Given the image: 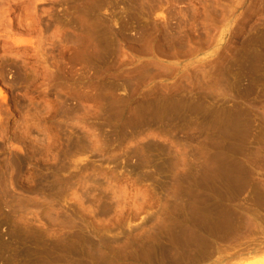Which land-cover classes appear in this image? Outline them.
I'll return each instance as SVG.
<instances>
[{"label": "rangeland", "instance_id": "1", "mask_svg": "<svg viewBox=\"0 0 264 264\" xmlns=\"http://www.w3.org/2000/svg\"><path fill=\"white\" fill-rule=\"evenodd\" d=\"M261 240L264 0H0V264H264Z\"/></svg>", "mask_w": 264, "mask_h": 264}, {"label": "bare ground", "instance_id": "2", "mask_svg": "<svg viewBox=\"0 0 264 264\" xmlns=\"http://www.w3.org/2000/svg\"><path fill=\"white\" fill-rule=\"evenodd\" d=\"M29 1H31V0H29ZM32 1H34V0H32ZM12 25H13V23H12ZM48 50V49H47ZM215 117H217V116H215ZM215 117H213L214 119H216ZM215 121H217V119L216 120H214V123H212L213 124V127L214 128H216V124H215ZM219 121V120H218ZM220 123H218L219 124V126L218 127H220L221 125H222V122L221 121H219ZM224 123V122H223ZM215 124V125H214ZM225 125V126H224ZM233 125L235 126L236 124L234 123V122H226V123H224L223 124V126L224 127H222V133L224 134H222L221 133V131H220V134H222V137H221V139H223V136H227L226 138L228 139L229 137H228V135L229 136H231L232 137V139L234 140V134H235V130L232 128L233 127ZM221 127H220V129H221ZM226 127V128H225ZM236 127H237V125H236ZM223 128H225V130L223 131ZM238 128V127H237ZM236 128V129H237ZM215 130H218V129H214V132H215ZM235 132H234V131ZM238 130H239V128H238ZM240 130H241V128H240ZM219 131H217V132H219ZM217 132H215L216 134H217ZM243 133V131L241 130L240 131V133ZM238 133V132H237ZM214 134V133H213ZM220 134H219V136H217V137H220ZM215 135V134H214ZM242 135H244V134H242ZM216 136V135H215ZM236 136V135H235ZM237 137V136H236ZM243 137V136H242ZM244 138V137H243ZM242 138V139H243ZM231 138H229V140H230ZM231 139V140H232ZM225 140V139H224ZM223 140V147H224V152L221 150V152L224 154V159H227V160H229V163L231 164V166L233 167V169H236V170H238V172L237 173H239V171L240 172H247V171H242V169H244L243 167V165H245L244 163H245V161L243 160V158L240 156V155H237L235 152H233L232 150H230V151H232L231 153H228L226 150H225V141ZM236 141H237V138L235 139ZM234 140V141H235ZM228 141V140H227ZM240 139L237 141L238 143L237 144H239L240 142ZM244 141H245V139H244ZM244 141H242V142H244ZM225 142V143H224ZM231 142L229 141V144H230ZM234 143V142H233ZM219 144V143H218ZM219 145H221V143L219 144ZM222 147V148H223ZM218 148H219V146H218ZM227 149V148H226ZM236 150V149H235ZM237 151V150H236ZM219 152H220V150H219ZM220 152V156H223V154ZM237 152H239V150L237 151ZM242 153V152H241ZM222 154V155H221ZM240 154V153H239ZM247 154V153H246ZM228 155L229 156H231V157H229V159H228ZM222 158V157H221ZM221 158H219L218 160V162L220 163V160H222ZM223 159V161L224 162H226L225 160ZM222 161V162H223ZM243 161H244V163H243ZM223 162V163H224ZM215 162H213L212 164H214ZM217 163V162H216ZM215 163V164H216ZM219 163H217V164H219ZM227 164V163H226ZM229 164V165H230ZM233 164V165H232ZM219 165H221V163L219 164ZM218 165V166H219ZM231 167V168H232ZM216 168V167H215ZM233 169H231V170H233ZM245 170V169H244ZM233 173V172H232ZM234 173H235V171H234ZM244 173H240L239 175H241V174H244ZM244 175H246V173L244 174ZM242 176V175H241ZM245 177V176H244ZM213 218L215 217V216H212ZM217 217V216H216ZM222 217V216H221ZM223 218V217H222ZM217 219H218V217H217ZM228 219H229V217H228ZM219 220V219H218ZM225 219H223V221H224ZM227 220V219H226ZM233 220V219H232ZM231 220V221H232ZM250 246H251V244H249ZM249 245H247V246H245V248L247 249H243V250H245V251H247V252H250V250L252 249V250H257V251H260V252H264V240H261L260 242H259V244L258 245H256V244H254L255 246H253V243H252V247H250ZM249 246V247H248ZM207 251V250H206ZM245 251H243V252H245ZM202 253V252H201ZM204 253H205V251H204ZM200 254V253H199ZM210 254V253H209ZM198 255V254H197ZM196 255V256H197ZM246 255V254H245ZM204 256V255H203ZM206 256V255H205ZM226 256V255H225ZM229 256V255H228ZM240 256V255H239ZM197 257H199V256H197ZM196 257V258H197ZM201 257V256H200ZM234 257L233 256H230V257H228V258H226V261H231L232 259H233ZM245 258H246V256H245ZM195 259V258H194ZM199 260H201L200 258H198ZM240 259H243V258H240ZM260 260V259H259ZM193 261V260H192ZM197 261V260H196ZM257 262H255V264H256Z\"/></svg>", "mask_w": 264, "mask_h": 264}, {"label": "crops", "instance_id": "3", "mask_svg": "<svg viewBox=\"0 0 264 264\" xmlns=\"http://www.w3.org/2000/svg\"><path fill=\"white\" fill-rule=\"evenodd\" d=\"M226 262L227 261L223 260V261L220 262V264H231V263H229V261H228V263H226Z\"/></svg>", "mask_w": 264, "mask_h": 264}]
</instances>
